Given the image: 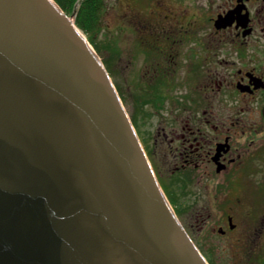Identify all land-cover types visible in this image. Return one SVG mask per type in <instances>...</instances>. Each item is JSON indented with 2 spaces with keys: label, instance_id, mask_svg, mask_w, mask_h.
<instances>
[{
  "label": "water",
  "instance_id": "water-1",
  "mask_svg": "<svg viewBox=\"0 0 264 264\" xmlns=\"http://www.w3.org/2000/svg\"><path fill=\"white\" fill-rule=\"evenodd\" d=\"M95 55L48 0H0V264H208Z\"/></svg>",
  "mask_w": 264,
  "mask_h": 264
},
{
  "label": "flooded vegetation",
  "instance_id": "flooded-vegetation-1",
  "mask_svg": "<svg viewBox=\"0 0 264 264\" xmlns=\"http://www.w3.org/2000/svg\"><path fill=\"white\" fill-rule=\"evenodd\" d=\"M137 1L117 0L121 28L136 30L139 51L168 50L162 54L169 73L159 75L156 62L143 78L153 87L145 94L146 105L162 107L168 100L171 114L156 116L149 140L139 133L161 189L184 199L192 219H219L213 232L235 233L238 220L257 219L249 229L259 235L264 232V0H204L195 12H174L165 0H142L138 10L132 7ZM163 40L170 44L160 46Z\"/></svg>",
  "mask_w": 264,
  "mask_h": 264
},
{
  "label": "rangeland",
  "instance_id": "rangeland-1",
  "mask_svg": "<svg viewBox=\"0 0 264 264\" xmlns=\"http://www.w3.org/2000/svg\"><path fill=\"white\" fill-rule=\"evenodd\" d=\"M80 1L81 0L77 1L78 5ZM101 1L104 5V10L100 16L101 31H98L97 33L92 32L96 33L94 39L97 42L101 55H98L94 50V47L88 42L87 35L75 25V15L73 14L67 17L72 19V23L76 30L85 37L86 41L100 60L108 58L110 53L115 58L113 61L115 76L112 78L110 77V79L112 84H117L118 88H120L123 93V96L121 97L123 101H120L128 118L130 121L131 117H135L136 119L135 127L137 128H135L133 124V129L142 149L144 150L139 133H142L143 136H146V139L149 140L147 137L153 132L157 123L156 116L158 114H171V108H173V105L168 103V100L162 102V107H154L155 104L152 101L150 105H146L147 96L145 94H147V92L149 93L153 87L148 88L145 86L144 81H146V79L143 78V75L147 67L150 64H156V62L160 65L159 75L169 73L167 71L168 65L162 54V52H167L168 50L164 51V47L160 48V50L157 49V51L148 48L145 51H139L137 46L141 44V39L136 30H123L121 28L119 20L121 11L117 0ZM147 2H149V0H145V3ZM164 2H167L168 7L174 12H181L185 9H188L190 12H195L196 8L202 7L204 0H165ZM140 4L141 6H144L142 0H138L135 5H132V7L140 10ZM161 42L160 46L163 44L166 46L170 44L164 43V40ZM181 50L183 51L181 54L183 56L186 53L184 52L186 48L182 47L180 51ZM151 73L153 74L152 71ZM170 82L171 80L169 83ZM161 93L164 94L163 91H161ZM176 93H178V91L173 92V94ZM117 94L119 95L118 91ZM152 169L155 175L154 168L152 167ZM164 195L176 214V208L172 206L165 193ZM176 204L177 210H180L183 214L182 219L178 220L208 264H210L212 259L216 264H264V232L255 235L251 234L253 231L249 229L255 227V223L258 221L257 219L238 220L239 230L235 233H227L222 236L215 232L218 230V226L221 225L219 219H192L190 214L185 210L184 206L186 205V202L184 199L176 201ZM212 230L215 231L213 232ZM249 250H253L254 258H249V262H246L245 259ZM255 252L257 254L256 257Z\"/></svg>",
  "mask_w": 264,
  "mask_h": 264
},
{
  "label": "trees",
  "instance_id": "trees-1",
  "mask_svg": "<svg viewBox=\"0 0 264 264\" xmlns=\"http://www.w3.org/2000/svg\"><path fill=\"white\" fill-rule=\"evenodd\" d=\"M56 5L67 15H75V25L83 31L87 35V40L88 42L94 47V50L98 53V55H101L100 49L97 45V42L94 39L95 34L98 31H101V14L102 11L104 10V5L101 0H53ZM77 7V9H76ZM96 32V33H92ZM113 55H109L108 58H103L102 63L108 72L109 76L112 78L115 76L114 70H113V61H114ZM116 90L119 93L120 99L123 101L121 98L123 96V93L121 92V89L118 88L117 84H114ZM138 107V106H137ZM131 122L134 124V127L136 126V119L135 117H131ZM137 128V127H135ZM169 198L172 206L176 208V215L179 218V220L182 219L183 214L181 213L180 210H177V204L175 199L171 198L170 196L167 195ZM257 256L255 252V257ZM249 258H254L253 257V250H249L247 253V257L245 259L246 262H249ZM261 261V259H260ZM210 262V261H209ZM210 264H216L215 261L212 259Z\"/></svg>",
  "mask_w": 264,
  "mask_h": 264
},
{
  "label": "bare ground",
  "instance_id": "bare-ground-1",
  "mask_svg": "<svg viewBox=\"0 0 264 264\" xmlns=\"http://www.w3.org/2000/svg\"><path fill=\"white\" fill-rule=\"evenodd\" d=\"M52 5H54L56 8H57V6H56V4L53 2V0H48ZM79 32V31H78ZM79 34H80V36L82 37V39L83 40H85L86 41V39H85V37L79 32ZM88 48H89V50H90V52L92 53V54H94L95 55V53H94V50L90 47V45L88 44ZM96 56V55H95ZM167 201V200H166Z\"/></svg>",
  "mask_w": 264,
  "mask_h": 264
}]
</instances>
